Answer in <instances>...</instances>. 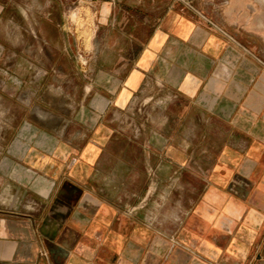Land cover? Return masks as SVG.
I'll list each match as a JSON object with an SVG mask.
<instances>
[{
	"label": "crops",
	"instance_id": "0c3cea01",
	"mask_svg": "<svg viewBox=\"0 0 264 264\" xmlns=\"http://www.w3.org/2000/svg\"><path fill=\"white\" fill-rule=\"evenodd\" d=\"M97 13L80 100L0 66V264H264V0Z\"/></svg>",
	"mask_w": 264,
	"mask_h": 264
},
{
	"label": "rangeland",
	"instance_id": "374dc122",
	"mask_svg": "<svg viewBox=\"0 0 264 264\" xmlns=\"http://www.w3.org/2000/svg\"><path fill=\"white\" fill-rule=\"evenodd\" d=\"M102 1L0 0V66L10 88L23 83L28 98L40 83L42 96L48 97V88H52L58 100L65 96L80 100L81 87L90 82L87 67L96 51L97 12ZM49 9L63 25L61 31L44 23ZM54 67V74H44Z\"/></svg>",
	"mask_w": 264,
	"mask_h": 264
}]
</instances>
